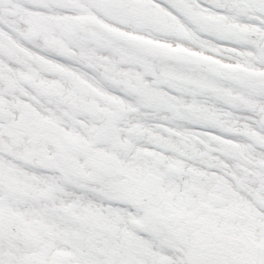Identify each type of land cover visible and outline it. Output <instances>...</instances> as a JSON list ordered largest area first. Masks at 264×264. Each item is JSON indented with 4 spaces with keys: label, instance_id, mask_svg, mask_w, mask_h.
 I'll use <instances>...</instances> for the list:
<instances>
[{
    "label": "snow or ice",
    "instance_id": "1",
    "mask_svg": "<svg viewBox=\"0 0 264 264\" xmlns=\"http://www.w3.org/2000/svg\"><path fill=\"white\" fill-rule=\"evenodd\" d=\"M0 264H264V0H0Z\"/></svg>",
    "mask_w": 264,
    "mask_h": 264
}]
</instances>
